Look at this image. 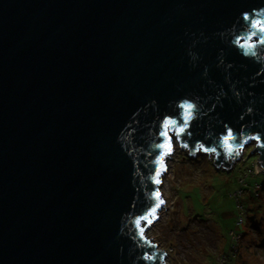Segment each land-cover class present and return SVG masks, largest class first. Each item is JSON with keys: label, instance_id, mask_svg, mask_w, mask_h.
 <instances>
[{"label": "water", "instance_id": "obj_1", "mask_svg": "<svg viewBox=\"0 0 264 264\" xmlns=\"http://www.w3.org/2000/svg\"><path fill=\"white\" fill-rule=\"evenodd\" d=\"M261 28L264 0H0V264H168L176 142L264 173Z\"/></svg>", "mask_w": 264, "mask_h": 264}, {"label": "rangeland", "instance_id": "obj_2", "mask_svg": "<svg viewBox=\"0 0 264 264\" xmlns=\"http://www.w3.org/2000/svg\"><path fill=\"white\" fill-rule=\"evenodd\" d=\"M251 151L222 171L211 156L193 158L175 143L168 161L174 176L161 187L165 211L147 232L168 264H228V255L229 264H264V173L257 156L247 157Z\"/></svg>", "mask_w": 264, "mask_h": 264}, {"label": "snow or ice", "instance_id": "obj_3", "mask_svg": "<svg viewBox=\"0 0 264 264\" xmlns=\"http://www.w3.org/2000/svg\"><path fill=\"white\" fill-rule=\"evenodd\" d=\"M260 31H261V32H264V28H261ZM262 42H264V41H262ZM187 107H188V110L191 111L192 105H188ZM229 137H230V138L232 137V134H231V133H229ZM162 147H163V145H162ZM167 147H168V149H169V154H170V152H171V143H169V144L167 145ZM157 183H159V180H157ZM157 199L160 200V203H161V204L163 203V200L160 199V197H159V193H157ZM153 212H154V210H153ZM144 219H145L148 223H151V221L148 220L147 217H145ZM139 223H140V221H137V224H139ZM140 231H141V235H143V231H144L143 228H141Z\"/></svg>", "mask_w": 264, "mask_h": 264}, {"label": "built area", "instance_id": "obj_4", "mask_svg": "<svg viewBox=\"0 0 264 264\" xmlns=\"http://www.w3.org/2000/svg\"><path fill=\"white\" fill-rule=\"evenodd\" d=\"M242 223H243V219H242V218H239V219H238V222H237V225L239 226V225L242 224ZM235 234H238V233H236V232H235V233H234V232H231L232 238L236 240L235 242H239V241L237 240V236H236ZM234 246H237V245L233 244L232 247H234ZM232 247H231V248H232Z\"/></svg>", "mask_w": 264, "mask_h": 264}, {"label": "trees", "instance_id": "obj_5", "mask_svg": "<svg viewBox=\"0 0 264 264\" xmlns=\"http://www.w3.org/2000/svg\"><path fill=\"white\" fill-rule=\"evenodd\" d=\"M238 219L235 218V224H237ZM245 220L243 221L242 224H244ZM240 227V226H239ZM235 256V255H234ZM231 257L228 255V264L230 263Z\"/></svg>", "mask_w": 264, "mask_h": 264}, {"label": "bare ground", "instance_id": "obj_6", "mask_svg": "<svg viewBox=\"0 0 264 264\" xmlns=\"http://www.w3.org/2000/svg\"><path fill=\"white\" fill-rule=\"evenodd\" d=\"M213 158V157H212ZM167 174H165L164 176H166ZM164 176H163V178H164ZM163 191V190H162Z\"/></svg>", "mask_w": 264, "mask_h": 264}]
</instances>
